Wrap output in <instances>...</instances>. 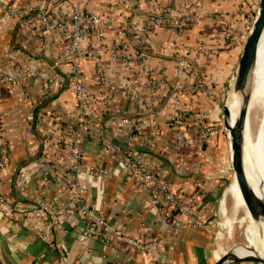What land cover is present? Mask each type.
Instances as JSON below:
<instances>
[{
	"label": "crops",
	"instance_id": "0c3cea01",
	"mask_svg": "<svg viewBox=\"0 0 264 264\" xmlns=\"http://www.w3.org/2000/svg\"><path fill=\"white\" fill-rule=\"evenodd\" d=\"M0 1L18 11L29 9L18 18L0 9V78L22 75L0 84V127L5 132L0 139L2 264H213L220 254L241 243L229 239L221 223L223 211L227 215L228 207H238L226 201L225 184L220 187L226 137L222 131L205 142L196 139V121L220 122L221 96L236 68L258 0H138L140 8L133 9L136 22L151 16L154 8L185 5L189 6L181 15L189 20L181 29L150 27L140 41L118 36L116 23L91 30L83 45L100 53L107 82H99L91 56L79 61L80 81L91 98V126L95 133L102 132L103 139L83 136L77 181L82 186L81 202L107 222L105 228L67 209L75 192L67 180L75 178L69 143L77 125L67 77L70 59L64 56L66 38L44 30L38 12L68 21L74 0ZM114 2L86 0V10L118 18ZM117 43L132 53L143 51V63L127 68L111 54ZM198 81L212 96L187 92ZM112 83L114 91L109 89ZM131 91L133 97L128 96ZM105 96L106 101L97 100ZM173 114L182 115L177 128L167 125ZM123 117L151 121L128 135ZM178 131L186 139L174 148ZM108 144L129 147L138 154L151 171L190 201L202 225L173 234L146 192L125 177ZM165 146L169 148L164 150ZM40 161L46 167L54 165L46 170L47 178L37 166ZM94 166L108 170L109 175L93 173ZM21 171L25 193L16 188ZM41 202L52 212L67 209L48 238L35 230L49 218L44 209L37 208L30 219L21 215ZM166 210L169 218L185 219L175 209ZM86 230L91 235H84ZM105 238L107 244L101 240Z\"/></svg>",
	"mask_w": 264,
	"mask_h": 264
},
{
	"label": "built area",
	"instance_id": "2783aa9c",
	"mask_svg": "<svg viewBox=\"0 0 264 264\" xmlns=\"http://www.w3.org/2000/svg\"><path fill=\"white\" fill-rule=\"evenodd\" d=\"M115 10L118 12V18L112 15H98L91 11L86 10V0H74L71 8L68 21L54 20L45 11L39 10V18L41 26L44 30L49 32H55L67 40V48L64 56L70 59V64L67 69V77L71 82L73 88V97L75 102V114L77 117V125L71 133V141L69 143V151L72 159L71 171L73 172L74 179L67 180V184L75 191L70 198L67 209L73 210L80 218L90 221L92 224L99 227H108L107 222L98 215L91 208L81 202L82 186L78 183L77 177L79 175V166L81 163V143L84 135H88L89 139L97 138L103 139L102 132L95 133L91 126L89 115L91 111V98L86 93L84 86L81 84V65L80 60L88 56L93 57L95 63L96 74L99 82L105 84L106 78L102 73V62L100 60V53L94 52L90 49L84 48L85 42L89 38V34L94 27H102L111 23H116L115 33L118 36L128 35L135 41H140V38L150 27H161L165 29H181L185 26L189 20V16L181 15L184 9H187L189 5L184 7H161L151 10L152 15L144 17L142 21H135L133 19V9H139L140 5L138 0H115ZM0 9L6 14L18 18L29 12V9L18 11L12 9L10 6L0 1ZM196 17H200L197 16ZM251 19V17H250ZM226 36H229L227 33ZM114 51L111 53L115 58H119L124 62L127 68L133 67L135 64H142L145 53L143 51L132 53L127 51L125 46L120 47L117 43L114 46ZM22 76L20 73L16 77ZM14 76H5L0 78V84L12 82ZM131 88V87H130ZM128 88V89H130ZM110 91L115 90V85L112 83L109 86ZM190 94L205 93L212 96L211 90L201 82L195 83L191 88L187 89ZM128 96L133 97V92H130ZM107 96L99 97V102L107 100ZM180 114H173L167 125L169 127H176L180 123L182 117ZM148 117H123L121 122L125 125V130L128 135H134L140 126L145 122H150ZM197 132L196 139L200 141H207L215 132H224L225 129L222 122L207 123L203 119L196 121ZM4 129L0 127V139L4 136ZM186 139L183 132L178 131L174 139V148L182 146ZM108 148H112L114 152L115 160L121 167L123 174L128 179L132 180L137 187L146 192L149 201L152 205L156 206L163 217L170 225L173 234L180 229L188 227H199L202 225L195 214L192 204L184 196L177 194L168 182L163 180L155 172L151 171L141 160L138 154H136L131 148L121 149L117 145L108 144ZM169 147L165 146L163 149L167 150ZM37 166L43 174L48 175L46 170L52 169L53 164L48 163L47 167L44 163L37 162ZM4 167V162L0 157V168ZM93 173L98 175L108 176L109 171L103 169L101 166H94L92 168ZM16 188L20 193L27 191L25 174L21 171L16 175ZM2 201V199H0ZM175 209L182 213L185 219L180 221L167 216L166 208ZM45 210L46 215L49 217L45 221L44 227L35 226L36 233L42 238H48L51 231L54 228H58L61 224L62 218L66 216V210L54 211L47 207L45 202H41L39 206H35L31 211H25L22 218L30 219L33 217V211L36 209ZM61 219V220H60ZM116 235L121 236L119 231L114 232ZM84 235H91V232L86 230ZM99 237L97 235H94ZM106 244L108 238L101 239ZM129 243L135 244L130 239H126ZM52 245V244H51Z\"/></svg>",
	"mask_w": 264,
	"mask_h": 264
},
{
	"label": "water",
	"instance_id": "95a60500",
	"mask_svg": "<svg viewBox=\"0 0 264 264\" xmlns=\"http://www.w3.org/2000/svg\"><path fill=\"white\" fill-rule=\"evenodd\" d=\"M264 29V0H259L257 13L253 20L243 48L238 59L236 68L230 78L228 91L232 86L234 92L241 93L242 100L239 107L238 115L233 125L228 122V109L224 104H221V119L224 129L227 131L228 149L230 156V164L233 172V177L236 181L243 206L247 211V216L250 220H261L264 222V200L259 198L251 189L244 170V130L247 118V108L249 104V81L251 72L254 67L257 54V47ZM226 98V96H225ZM248 245L245 247L253 253L249 256L239 257L235 255L236 247L226 251L216 259L213 264H234L247 262L249 264H264V258L257 255L252 244L246 237ZM243 246V245H239ZM238 247V246H237ZM0 264H2L0 260Z\"/></svg>",
	"mask_w": 264,
	"mask_h": 264
},
{
	"label": "bare ground",
	"instance_id": "6f19581e",
	"mask_svg": "<svg viewBox=\"0 0 264 264\" xmlns=\"http://www.w3.org/2000/svg\"><path fill=\"white\" fill-rule=\"evenodd\" d=\"M249 94L250 99L247 113L251 107H262L263 117H261L262 122L261 125L259 124L260 127H258L259 129L254 144L251 142L248 135L246 118L243 143L244 170L251 189L259 198L264 200V29L257 47L255 63L251 72V79L249 81ZM241 100V93L234 92L231 86L230 90L226 94L225 99V105L228 109V122L230 125H233L234 121L237 118ZM228 192L230 195L239 198L242 202L234 177L228 189ZM251 221L252 222L249 226V233L252 234L256 232L264 238V222L261 220ZM263 240L264 239H261V241ZM249 242L252 244L257 255L264 258V250L262 247L263 244L254 245L253 242ZM234 253L239 257L249 256L253 254L249 250V248L245 246L236 247Z\"/></svg>",
	"mask_w": 264,
	"mask_h": 264
},
{
	"label": "rangeland",
	"instance_id": "374dc122",
	"mask_svg": "<svg viewBox=\"0 0 264 264\" xmlns=\"http://www.w3.org/2000/svg\"><path fill=\"white\" fill-rule=\"evenodd\" d=\"M258 3H259V0L257 1L256 5H254L253 11L251 12L250 27H251L253 20L255 19L257 8H258ZM228 85L229 83H227L226 88L224 89V92L222 93L221 104H224V101L226 99L225 96L228 92ZM250 109L247 113V130H248V135L250 137V140L254 144L256 140L257 132L259 129L258 127H260L261 122H262L261 117H263V114H262V107H251ZM220 122H222L221 117H220ZM224 137H226V141L228 143L226 130L224 131ZM221 159H222L221 160L222 165L220 166V172L222 175L221 184L222 185L225 184L224 193L226 195V201L227 199H230L232 203L234 201V203L238 205L237 210L236 208H234V206L231 210L228 207L227 215L223 211V217H221V223L224 226L225 235L229 236V239H234L235 241L241 242L239 244H235L234 246L230 247L226 251L234 247H237L239 245H243V246L248 245L246 241V237L248 238L249 241L253 242L254 245L263 244L262 247L264 250V240L261 241V239H264V238L256 232L252 234L249 233L250 220L247 216V211L245 207L242 205L243 203L241 202L239 198L233 195H230L228 192V189L233 181V172H232L231 164H230L228 146L226 147V158L221 157ZM211 223L214 224L213 221ZM222 254H220V256Z\"/></svg>",
	"mask_w": 264,
	"mask_h": 264
},
{
	"label": "trees",
	"instance_id": "16d2710c",
	"mask_svg": "<svg viewBox=\"0 0 264 264\" xmlns=\"http://www.w3.org/2000/svg\"><path fill=\"white\" fill-rule=\"evenodd\" d=\"M223 185H221L220 187H222Z\"/></svg>",
	"mask_w": 264,
	"mask_h": 264
}]
</instances>
